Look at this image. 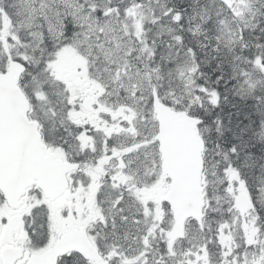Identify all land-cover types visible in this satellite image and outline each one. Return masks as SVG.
Returning a JSON list of instances; mask_svg holds the SVG:
<instances>
[{
    "label": "snow or ice",
    "instance_id": "snow-or-ice-1",
    "mask_svg": "<svg viewBox=\"0 0 264 264\" xmlns=\"http://www.w3.org/2000/svg\"><path fill=\"white\" fill-rule=\"evenodd\" d=\"M0 264H264V0H0Z\"/></svg>",
    "mask_w": 264,
    "mask_h": 264
}]
</instances>
